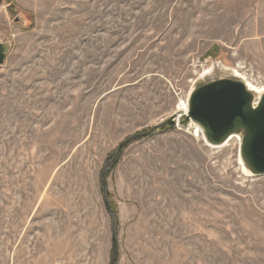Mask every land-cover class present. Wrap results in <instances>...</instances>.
Here are the masks:
<instances>
[{
    "label": "rangeland",
    "instance_id": "374dc122",
    "mask_svg": "<svg viewBox=\"0 0 264 264\" xmlns=\"http://www.w3.org/2000/svg\"><path fill=\"white\" fill-rule=\"evenodd\" d=\"M0 45V264H111L114 230L116 264H264L237 139L117 158L218 70L264 90V0H0Z\"/></svg>",
    "mask_w": 264,
    "mask_h": 264
},
{
    "label": "water",
    "instance_id": "95a60500",
    "mask_svg": "<svg viewBox=\"0 0 264 264\" xmlns=\"http://www.w3.org/2000/svg\"><path fill=\"white\" fill-rule=\"evenodd\" d=\"M6 48L0 45V65L4 64ZM217 72L194 86L185 113L175 114L149 132L127 139L118 146L117 158L132 142L160 130L172 131L195 126L201 131L205 143L214 149L225 146L236 137L240 144L239 159L245 173L248 171L246 174L251 177L264 178V90L258 94L240 76L221 70ZM107 171L102 174L104 190ZM106 206L112 212L107 200ZM112 242L111 264H116L118 251L115 230Z\"/></svg>",
    "mask_w": 264,
    "mask_h": 264
},
{
    "label": "bare ground",
    "instance_id": "6f19581e",
    "mask_svg": "<svg viewBox=\"0 0 264 264\" xmlns=\"http://www.w3.org/2000/svg\"><path fill=\"white\" fill-rule=\"evenodd\" d=\"M249 87H250L252 90L257 91L258 94L262 93L261 90H258V89H256V88L254 89V87L251 86V85H250ZM182 109H185V110H182V113H183V112L185 113V112L187 111V105H186V108H185V104H184ZM199 132L201 133L200 130H199ZM234 138L237 139L236 137H234ZM234 138H232V139H234ZM232 139H231V140H232ZM231 140H230V141H231ZM237 140H238V139H237ZM230 141H229V142H230ZM238 141H239V140H238ZM246 173H248V171H246Z\"/></svg>",
    "mask_w": 264,
    "mask_h": 264
}]
</instances>
